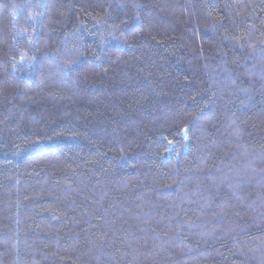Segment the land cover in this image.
<instances>
[{"label":"trees","instance_id":"obj_1","mask_svg":"<svg viewBox=\"0 0 264 264\" xmlns=\"http://www.w3.org/2000/svg\"><path fill=\"white\" fill-rule=\"evenodd\" d=\"M0 264H264V0H0Z\"/></svg>","mask_w":264,"mask_h":264}]
</instances>
